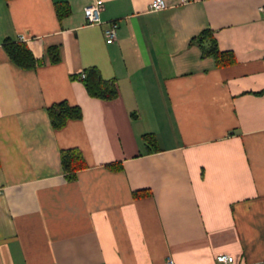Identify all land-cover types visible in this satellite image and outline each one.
I'll list each match as a JSON object with an SVG mask.
<instances>
[{
    "label": "crops",
    "instance_id": "1",
    "mask_svg": "<svg viewBox=\"0 0 264 264\" xmlns=\"http://www.w3.org/2000/svg\"><path fill=\"white\" fill-rule=\"evenodd\" d=\"M94 1L0 0V264H264V0H101L88 25ZM204 30L231 65L194 42ZM4 41L40 65L20 68ZM90 67L115 99L88 96ZM60 102L82 117L54 130ZM67 149L85 162L72 181Z\"/></svg>",
    "mask_w": 264,
    "mask_h": 264
},
{
    "label": "trees",
    "instance_id": "2",
    "mask_svg": "<svg viewBox=\"0 0 264 264\" xmlns=\"http://www.w3.org/2000/svg\"><path fill=\"white\" fill-rule=\"evenodd\" d=\"M55 12L58 20H62V18L69 15L70 9L67 4L57 3L55 4ZM193 40L198 43L200 48H203V42L207 43L206 50H203V53L213 56L217 67L229 66L234 62L232 53L219 51L211 31L204 30ZM2 47L9 59L22 69H33L37 65H40V62L34 58L25 44L4 41ZM48 57L50 63H57L59 61L58 50L56 48H50L48 50ZM83 74L84 77L81 78V81L89 97L110 101L118 96L114 81L104 80L97 68H87L84 70ZM47 113L50 124L54 130H60L68 121L78 120L82 117V112L79 107L69 106L66 102H60L50 106L47 109ZM142 140L148 152L159 150L157 140L153 134L143 135ZM60 165L64 177L68 181L75 180L76 173L85 168L82 154L77 149L62 150L60 152ZM107 168L115 171L121 169V165L112 163L107 165ZM141 194L143 195L144 192L133 193L134 196Z\"/></svg>",
    "mask_w": 264,
    "mask_h": 264
},
{
    "label": "built area",
    "instance_id": "3",
    "mask_svg": "<svg viewBox=\"0 0 264 264\" xmlns=\"http://www.w3.org/2000/svg\"><path fill=\"white\" fill-rule=\"evenodd\" d=\"M187 0H180V3H185ZM166 7L165 0H152L149 8L154 11L162 10ZM102 10V1L95 0L90 5L86 6L83 10L85 21L88 25H100V12ZM117 23L111 22L103 29V35L107 44H111L116 38ZM83 77V76H82ZM230 258L227 255H218L216 262L220 264H227ZM167 264H173L172 260L168 258Z\"/></svg>",
    "mask_w": 264,
    "mask_h": 264
}]
</instances>
